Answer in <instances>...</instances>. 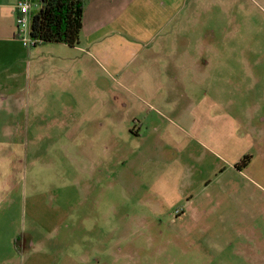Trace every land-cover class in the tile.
Returning <instances> with one entry per match:
<instances>
[{"label": "rangeland", "instance_id": "obj_1", "mask_svg": "<svg viewBox=\"0 0 264 264\" xmlns=\"http://www.w3.org/2000/svg\"><path fill=\"white\" fill-rule=\"evenodd\" d=\"M196 2L154 43L174 52L139 63L28 47L27 76L0 96V142L17 138L0 151L16 180L2 195L17 201L0 245L18 242L0 264H251L264 252V0Z\"/></svg>", "mask_w": 264, "mask_h": 264}, {"label": "crops", "instance_id": "obj_2", "mask_svg": "<svg viewBox=\"0 0 264 264\" xmlns=\"http://www.w3.org/2000/svg\"><path fill=\"white\" fill-rule=\"evenodd\" d=\"M18 1L0 0V96L3 97L7 95L3 92L4 86L8 85L14 88L13 83H22L24 75L27 76L26 72L29 70L30 60L33 59V48L24 46L16 36L15 13ZM196 1L201 3V0H86L79 42L72 47L60 43L61 50L67 48L74 51H86L87 54L94 50L104 56L115 53L119 55L128 54L132 58V62L136 60L138 63L141 62L142 56L148 53H172L174 51H167V49L162 48L164 46H154V43L156 40L165 39L168 34L174 33L178 24L181 26L188 22L190 12L196 5ZM123 62L129 63L131 59ZM154 65L155 62H151L146 66L155 69ZM148 82H152V80L150 79ZM118 115L120 118L121 114ZM134 116L128 120L126 116H122L123 123H125H121L120 127L128 135L138 138L142 135V130L140 124L134 122ZM4 135L6 138L0 142V151L8 145L16 143L14 141L17 138L13 133L5 132ZM1 158L0 155V162ZM236 164L230 163V166L235 167ZM1 168L0 163V219L3 213L6 215L9 212L12 216L13 211L14 215L17 207V201L12 198L8 199L7 195H2V179L9 178L12 182L11 188L16 183L11 165L8 168L5 167L4 174H2ZM236 168L239 167L236 166ZM156 188L158 189V187ZM160 188L163 189L164 187ZM162 189H159L158 192H167ZM2 201L9 204L5 210ZM8 229L11 228L0 221V234ZM11 238L5 248L0 245V254L6 255V249L14 250L17 253V239L13 235ZM7 259L8 264H16L10 253ZM250 262L251 264H264V252L253 253L250 256Z\"/></svg>", "mask_w": 264, "mask_h": 264}, {"label": "trees", "instance_id": "obj_3", "mask_svg": "<svg viewBox=\"0 0 264 264\" xmlns=\"http://www.w3.org/2000/svg\"><path fill=\"white\" fill-rule=\"evenodd\" d=\"M29 1L32 4L29 12V37L33 41L32 46L46 42L61 43L69 47L78 44L86 0ZM238 162L239 165L246 166L249 155H243Z\"/></svg>", "mask_w": 264, "mask_h": 264}, {"label": "built area", "instance_id": "obj_4", "mask_svg": "<svg viewBox=\"0 0 264 264\" xmlns=\"http://www.w3.org/2000/svg\"><path fill=\"white\" fill-rule=\"evenodd\" d=\"M32 4L29 0H19L15 13L16 36L22 41L23 45L30 47L33 41L29 37L30 15Z\"/></svg>", "mask_w": 264, "mask_h": 264}]
</instances>
